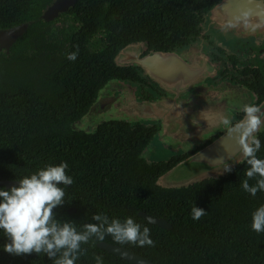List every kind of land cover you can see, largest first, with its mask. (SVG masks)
Listing matches in <instances>:
<instances>
[{"label":"trees","instance_id":"obj_1","mask_svg":"<svg viewBox=\"0 0 264 264\" xmlns=\"http://www.w3.org/2000/svg\"><path fill=\"white\" fill-rule=\"evenodd\" d=\"M51 1L0 0V28L27 24L12 53L0 51V180L18 181L66 162L73 183L60 185L64 203L53 212L77 231L98 224L95 214L107 215L109 222L132 217L149 227L154 246L118 244L107 235L102 241L157 264H264V233L251 229V214L264 204V191L253 197L241 188L245 159L231 172L163 186L159 177L193 152L147 159L144 152L156 141L157 123L110 118L87 127L75 125L112 80L140 79L134 68L116 60L124 47L141 42L148 51H167L181 45L198 32L205 13L219 0H77L71 18L62 19H71L75 28L65 38L70 48L61 59H51L53 46L60 42L49 35L52 20L40 18ZM99 44L100 52L90 50ZM34 48L38 51L19 55L18 49ZM73 52L75 61L67 59ZM259 72L254 74L257 81L247 83L255 104L264 100ZM256 135L261 141L257 156L264 159V124ZM194 205L206 211L199 220L190 215ZM140 211L166 219L171 228L149 223ZM99 242L93 236L82 244L87 255L76 264H95L94 255L103 264H135L99 247ZM5 243L0 231V264H53L44 253L9 254L3 251Z\"/></svg>","mask_w":264,"mask_h":264},{"label":"flooded vegetation","instance_id":"obj_2","mask_svg":"<svg viewBox=\"0 0 264 264\" xmlns=\"http://www.w3.org/2000/svg\"><path fill=\"white\" fill-rule=\"evenodd\" d=\"M221 1H217L210 10ZM72 7L66 12L59 13L53 20H56L59 16L71 18L69 12ZM210 10L205 13L204 18L198 24V32L189 36L181 45L172 47L167 51H148L146 45L141 42L136 43L140 46V51L138 52L139 60L157 52L170 55L166 63L172 65L173 70L164 64H157L152 69L156 76L164 77V81H172L169 84H161L159 80L148 74L139 62L123 64L116 57L121 66L134 68L140 79L132 80L134 82H129L130 80H112L120 82V87H115L112 84V87L106 91L109 96L104 101L106 109H101L102 112L106 114L111 112L118 102L122 101L123 94L125 95L124 97L129 95L121 87H126V89L130 87L131 94L136 99L165 104L160 107L165 108V114H168L167 109L171 111L170 116L173 114L183 116L185 112L190 111L192 115H195V118H197L196 116L204 118L201 119L205 121L202 125H200L201 120H199L196 121L195 126L183 129L168 130L170 127L168 126L169 136L166 137H158L162 133L160 120L142 119L157 123L158 127H160L156 141L152 142L149 146V148H156L158 155L163 153L160 154L161 159L155 161H161L175 153H185L180 149L184 145H188L186 147L187 150H185L186 148L184 149L186 152H193L190 155L211 145L217 138L225 135L229 130L222 123L223 118H228L229 115L231 124L234 126L243 118V113L240 111L241 106L257 102L255 93L248 88L247 83L257 81L254 78L256 71H260L259 73L264 77L258 68L262 65L264 66V32L259 35H244L236 32V29L231 26H223L221 23L213 21L208 14ZM65 38L62 41L60 39V42L56 46H53L51 59H61L64 57V53L70 48ZM17 40L10 46L8 52H6L5 47L0 46V50L6 54L12 53L14 50L13 46ZM89 48L92 52H100L103 46L101 44L90 45ZM124 48L119 54L122 53ZM18 50L31 53L38 51L37 48ZM47 51L50 52L51 50ZM171 75L174 77H171ZM113 99V103L110 104L109 102ZM263 103L264 100L255 105L261 106ZM215 124H217L215 130L208 131L207 133L201 131L202 127L209 126L211 128ZM219 124L221 128H219ZM92 127L94 126L86 129L89 130ZM194 127L196 128L194 129ZM170 135L173 139L177 138L171 142L173 146L171 144L164 145V142L171 141ZM159 141L162 142L160 143Z\"/></svg>","mask_w":264,"mask_h":264},{"label":"clouds","instance_id":"obj_3","mask_svg":"<svg viewBox=\"0 0 264 264\" xmlns=\"http://www.w3.org/2000/svg\"><path fill=\"white\" fill-rule=\"evenodd\" d=\"M67 59L75 61L77 53L68 54ZM240 111L243 118L237 124L233 126L227 117L222 119V123L230 131L240 133L239 143L248 165L241 188L255 197L257 192L264 191V159L257 156L261 141L256 135L264 124V109L244 104ZM67 167L66 162L48 165L19 179L17 185L0 188V231L7 240L3 251L12 255L44 253L53 260V264H76L81 256L87 255L81 245L87 244L93 236L101 241L106 235L111 236L118 244L154 246L149 227L142 226L132 217H126L123 222L118 218L109 222L107 215L95 214L93 219L99 223L86 224L83 231H77L72 222L58 221L53 210L63 205L65 197L64 187L60 185L73 183L72 177L66 174ZM225 171L231 172L232 167L229 165ZM252 179L256 180L255 184L249 183ZM205 214L204 209L195 205L190 212L193 220H199ZM251 229L264 233V204L252 212ZM93 258L95 264H103L101 256L94 255Z\"/></svg>","mask_w":264,"mask_h":264},{"label":"water","instance_id":"obj_4","mask_svg":"<svg viewBox=\"0 0 264 264\" xmlns=\"http://www.w3.org/2000/svg\"><path fill=\"white\" fill-rule=\"evenodd\" d=\"M76 1L77 0H52V2L43 10L40 17L45 21L53 20L59 13L68 11ZM208 14L213 21H216L219 24L221 23L223 26H231L236 29V32L244 35H259L264 32V0H222L215 5ZM26 28V23H19L8 29L0 28V46L5 47L6 52H8L10 46H12L13 43L23 35ZM139 51V45H128L124 48L122 53L118 54L117 60L121 61L123 64L139 62L148 74L153 76L156 80H159L161 84L165 85L172 82L164 81V77L156 76L152 70L157 64H164L173 70V66L166 63V60L170 56L169 54L157 52L149 54L139 60ZM171 77L174 76L171 75ZM112 84L115 87H120V82L112 81L103 89L99 90L95 102L91 105L88 112L78 121L80 127L95 125L96 123L110 118L116 119L126 116L131 119H158L161 121V131L163 132L168 126H170L168 129L171 130L178 128L183 129L190 126L193 127L195 126L194 124L196 121L204 119L200 116H196L197 118H195V115H192L190 111L185 112L183 116L180 114H173L170 116L171 111L169 109L166 110L168 111V114H165V108H160L165 104L141 101L134 98L132 94L126 95V97H124L125 95L123 94L122 101L118 102L111 112L106 114L105 112H102L101 109H106L104 101L109 96L106 91L112 87ZM113 101L114 99L109 103L112 104ZM261 108L264 109V103L261 105ZM86 116H89L88 119L91 123L87 125L80 124ZM203 122L205 121L201 120L200 125H202ZM215 127L216 124L211 128H202L201 131L207 133L208 131L215 130ZM195 128L196 127H194V129ZM239 138L240 133L238 131L228 130L225 135H221L211 145L206 146L202 150L190 155L188 158L170 168L159 177L158 181L160 182L162 178L172 177L178 179L177 184L178 186H181L196 182L217 173L226 172V167L229 165L233 167L244 159L242 155V145L239 143ZM170 139L173 141L177 138L173 139L170 135ZM17 182L18 181L0 180V184L5 185L6 187L17 185ZM73 210L74 209H70V211ZM139 215L145 218L149 223L165 228H171V225L164 218L155 217L142 211L139 212ZM97 245L108 252L135 264H157L150 259L119 245H113L103 241L97 243Z\"/></svg>","mask_w":264,"mask_h":264},{"label":"rangeland","instance_id":"obj_5","mask_svg":"<svg viewBox=\"0 0 264 264\" xmlns=\"http://www.w3.org/2000/svg\"><path fill=\"white\" fill-rule=\"evenodd\" d=\"M64 17H61V16H59L56 20H52V22H51V30H50V37H53L54 39H58V40H60V41H62L65 37H67V34L68 33H71V32H73L74 31V28H75V26L73 25L72 26V21H71V19H67V20H65V21H63L62 19H63ZM70 26H72V27H70ZM100 36V34L99 33H97L96 35H95V38H97V37H99ZM1 51V50H0ZM1 52H3V51H1ZM21 54H26V55H28V54H32L31 52H20L19 53V55H21ZM263 64V63H262ZM11 68V67H10ZM260 70H261V72L263 73V75H264V66L262 65L261 67H258ZM121 88H123V90L125 89L129 94H131L132 93V91H131V89H130V87L128 88V89H126V87H121ZM230 116L228 115V118H229ZM89 118V116H86L84 119H83V121L80 123V124H85V125H87V124H89V123H91V121L88 119ZM120 118H127V119H130V120H132L131 118H128V117H126V116H123V117H120ZM229 120H231L230 118H229ZM75 125H76V127H80V125L78 124V122L77 123H75ZM217 125V124H216ZM263 125V124H262ZM262 125H261V127H262ZM219 126V128H221V125L219 124L218 125ZM85 127H87V126H85ZM203 129H205V128H209V126H207V127H202ZM169 130V129H168ZM167 129L166 130H164L158 137H166V136H169V131H168ZM260 130V129H259ZM206 135V134H205ZM160 143L162 142V141H159ZM172 141H169V142H164V145H169V144H171L172 146H173V143H171ZM188 145H184V147L183 146H181L180 147V149H182L184 152H186L185 150H187V147ZM190 146H192V145H190ZM189 146V147H190ZM186 148V149H185ZM185 149V150H184ZM157 149L156 148H154V147H152V148H147L146 149V151L144 152V156L147 158V159H149V160H159V159H161V155L160 154H163V153H160L159 155L157 154ZM174 151H176V149H174ZM165 152V151H164ZM219 174H221V173H217V174H214V175H212V176H217V175H219ZM177 181H178V179H176V178H172V177H169V178H162L161 179V181L159 182L158 181V183L159 184H162V185H164V186H178V184H177Z\"/></svg>","mask_w":264,"mask_h":264}]
</instances>
